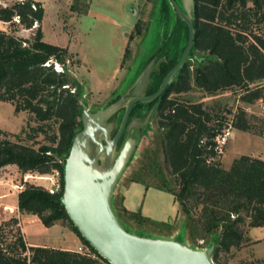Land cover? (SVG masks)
Segmentation results:
<instances>
[{"label":"trees","instance_id":"trees-1","mask_svg":"<svg viewBox=\"0 0 264 264\" xmlns=\"http://www.w3.org/2000/svg\"><path fill=\"white\" fill-rule=\"evenodd\" d=\"M153 2L151 18L161 33L159 43L143 63V70L155 63L147 96L160 88L189 39L188 26L170 0ZM44 14L42 3L34 0H16L12 6L0 8V22L13 24L19 16L20 26L37 29L32 39L0 30V102L13 104L16 114L28 112L36 124L31 127L34 136H45V142L36 149L22 144L21 135H13L17 140L11 141L10 135L0 129V169L16 165L23 175L39 176L59 172V193L52 195L42 185L27 184L18 197L19 211L37 216L46 227L68 222L89 252L28 246L19 218L12 216L0 223V264H110L82 236L61 201L66 158L82 128L83 90L69 73L72 57L68 51L45 42L41 27ZM193 23L194 45L184 66L157 100L134 105L129 122L133 118L144 122L147 114L156 112L160 148L172 177H162L157 187L174 196L187 216L192 237H200L208 247L215 243L213 260L224 264L221 254L247 240L245 224L264 227V160L242 156L231 169L222 168L218 138L228 124L179 96L195 86L210 96L239 89L241 101L247 104L264 98V0H195ZM140 31L137 23L138 34ZM246 116L247 112L240 109L233 126L250 131ZM149 127L146 122L142 135ZM134 181L142 180L138 177ZM200 206L199 216H194ZM129 215L136 218L138 214Z\"/></svg>","mask_w":264,"mask_h":264},{"label":"rangeland","instance_id":"rangeland-1","mask_svg":"<svg viewBox=\"0 0 264 264\" xmlns=\"http://www.w3.org/2000/svg\"><path fill=\"white\" fill-rule=\"evenodd\" d=\"M34 1L42 3L45 9L41 24L45 42L65 48L71 55L69 73L80 82L83 90L81 100L93 113L114 103L138 79L143 72L145 59L160 40L161 32L158 33L156 21L153 22L151 18L155 4L153 0ZM15 2L0 0V8L12 6ZM137 23L140 25V34L137 32ZM0 30L18 38L32 39L37 29H25L13 20V24L0 22ZM255 32L258 33L257 30ZM55 68L58 71L63 69L60 65H55ZM241 95V90L232 89L210 96L194 86L190 92L179 96L181 100L203 107L228 124L223 137H219L223 151L220 164L227 170L242 156L264 160V98L254 104H247L241 101ZM240 109L247 112L250 131L233 126L234 116ZM31 117L28 112L16 114L15 106L11 103L0 102V129L10 135L11 141L17 140L13 135H21V139H24L20 141L22 144L33 145L38 149L45 142V136H34L31 127L36 124L31 121ZM149 125L146 133L140 136L137 150L115 189L114 210L131 233L181 240L195 250L207 249L208 244L200 237L191 236L186 223L187 216L174 196L157 187L162 183V177L167 180H172V177L164 164L156 114L150 119ZM82 129L83 122L80 131ZM29 135L33 137L30 140ZM26 175L25 186L36 184L45 187L50 183L36 178L42 177L38 173ZM9 176L19 184L21 178L24 179L23 174L0 172V179L8 180ZM138 177L141 182L134 181ZM15 198L16 195L12 194L8 201ZM201 207L194 212V216H199ZM130 212L137 213V217L130 216ZM164 223L168 226H163ZM22 229L30 244L61 250L74 249L79 253L89 252L68 222L46 227L38 217L24 214ZM244 230L247 240L242 246L221 254L224 264H264V227L252 228L245 224ZM78 244H82L81 249L77 248Z\"/></svg>","mask_w":264,"mask_h":264},{"label":"water","instance_id":"water-1","mask_svg":"<svg viewBox=\"0 0 264 264\" xmlns=\"http://www.w3.org/2000/svg\"><path fill=\"white\" fill-rule=\"evenodd\" d=\"M177 14L187 24L188 43L176 66L152 95L143 91L149 83L155 63L149 64L121 98L103 110L93 113L82 101L83 129L74 138L65 162L62 203L82 236L110 264H216L215 243L195 250L183 241L143 237L128 231L113 206L115 189L129 166L140 139H125L118 145L137 103L157 100L172 83L187 61L195 40V0H170ZM131 94L129 99L126 96ZM124 111L114 139L108 124L110 118ZM104 136V139H100Z\"/></svg>","mask_w":264,"mask_h":264},{"label":"crops","instance_id":"crops-1","mask_svg":"<svg viewBox=\"0 0 264 264\" xmlns=\"http://www.w3.org/2000/svg\"><path fill=\"white\" fill-rule=\"evenodd\" d=\"M2 171H11V172H15V174H17V175H22V173L20 172L19 168L16 165H7V166L3 167L2 169H0V172H2ZM7 175H9V174H7ZM25 176H27V175H24V177ZM22 180H23V177L21 178L20 183L23 182ZM17 185H20V184L18 182L17 183L13 182L11 177L8 180L7 179L5 180L4 178L0 179V201H1V203H0V223L4 219L10 218L12 216H16L19 218L20 227H21V230L23 232L22 217L24 216V214L20 213L19 207H18V204H19L18 197H19V194L22 190H18L16 188H14ZM49 185H50V183H49ZM49 185L45 186V188L49 187ZM12 194H15L16 198L13 199L12 201H8L11 198ZM23 234H24V232H23ZM24 237H25V235H24ZM25 241L27 242L28 246H37V245L30 244L27 241L26 237H25ZM81 246H82V244H78L77 248L81 249L82 248ZM41 247H46V246L44 245ZM65 250L73 251L74 249H65Z\"/></svg>","mask_w":264,"mask_h":264},{"label":"flooded vegetation","instance_id":"flooded-vegetation-1","mask_svg":"<svg viewBox=\"0 0 264 264\" xmlns=\"http://www.w3.org/2000/svg\"><path fill=\"white\" fill-rule=\"evenodd\" d=\"M147 86H146V88L143 91V95H145V96H147L146 95V91H147V88H148ZM130 97H131V94H128L126 96V99H129ZM124 111H125L124 109L121 110L120 111L121 113L118 112L112 118H110L109 121H108V124L111 125V128H110L111 139H114V137L116 136V134L118 132L119 126L121 124V121H122V118H123V115H124ZM131 113H132V111H131ZM155 113L156 112L153 111L152 113L150 112L149 114H147V117L145 118L144 122H142L141 120H139L137 118H133L132 121L129 122V119H130V117H129L121 139H139L140 136L142 135V130H143L144 124L146 122H148L150 124V119L152 118V116ZM130 116H131V114H130ZM100 139H104V136H101Z\"/></svg>","mask_w":264,"mask_h":264},{"label":"built area","instance_id":"built-area-1","mask_svg":"<svg viewBox=\"0 0 264 264\" xmlns=\"http://www.w3.org/2000/svg\"><path fill=\"white\" fill-rule=\"evenodd\" d=\"M7 7H8L7 5H4V7H2V8H7ZM14 20H16L17 22H20V17L16 16L14 18ZM220 138H218L217 155H222V153H223L222 147L220 145L221 144V140H219ZM222 139H224V138H222ZM27 178L28 177L25 176L23 179V182L20 185L15 186L14 188H16L18 190H23L25 187L24 183L27 181ZM37 178H41V179H44V180H47L48 182H50L49 187L46 188L50 194L54 195V194L59 193L61 191L62 183H61V175L59 172H54L51 175L37 177Z\"/></svg>","mask_w":264,"mask_h":264}]
</instances>
